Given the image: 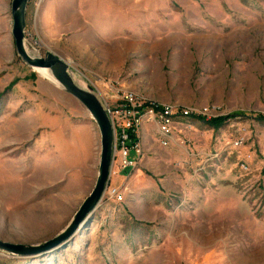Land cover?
Segmentation results:
<instances>
[{
	"label": "rangeland",
	"instance_id": "obj_1",
	"mask_svg": "<svg viewBox=\"0 0 264 264\" xmlns=\"http://www.w3.org/2000/svg\"><path fill=\"white\" fill-rule=\"evenodd\" d=\"M12 1L0 0V239L39 244L93 190L101 134L19 56ZM25 45L63 58L106 109L132 91L176 114L168 145L144 119L137 164L114 156L91 220L65 245L0 249V264H264V0H29Z\"/></svg>",
	"mask_w": 264,
	"mask_h": 264
},
{
	"label": "water",
	"instance_id": "obj_2",
	"mask_svg": "<svg viewBox=\"0 0 264 264\" xmlns=\"http://www.w3.org/2000/svg\"><path fill=\"white\" fill-rule=\"evenodd\" d=\"M29 0L12 1V35L19 56L32 68H47L59 85L76 97L90 112L101 134V155L98 176L91 193L75 212L68 226L53 238L39 244H23L0 239V249L18 256H34L65 245L77 230L91 220L109 185L114 159V132L109 113L89 84L80 85L63 58L48 50L44 56L31 54L25 45L26 9Z\"/></svg>",
	"mask_w": 264,
	"mask_h": 264
},
{
	"label": "built area",
	"instance_id": "obj_3",
	"mask_svg": "<svg viewBox=\"0 0 264 264\" xmlns=\"http://www.w3.org/2000/svg\"><path fill=\"white\" fill-rule=\"evenodd\" d=\"M116 99L119 103L117 107L115 109L108 107L107 109L114 132V156L119 155L122 168L127 169L137 164L138 154L140 153V142L137 140V132L144 119L157 125L162 139L161 143L168 145V140L172 133L171 124L174 122L176 113L169 105H145L143 99L132 91H123ZM193 114L198 113L185 109L180 112L182 116H191ZM199 114L205 118L210 116L207 112ZM132 153L133 155L131 156ZM112 194L116 195L115 190Z\"/></svg>",
	"mask_w": 264,
	"mask_h": 264
},
{
	"label": "bare ground",
	"instance_id": "obj_4",
	"mask_svg": "<svg viewBox=\"0 0 264 264\" xmlns=\"http://www.w3.org/2000/svg\"><path fill=\"white\" fill-rule=\"evenodd\" d=\"M39 75H41L42 77H44L45 79H47L48 81H50L51 83L60 86L59 83L57 82V80L53 77L52 73L50 72V70H48L47 68H40V67H35L33 68Z\"/></svg>",
	"mask_w": 264,
	"mask_h": 264
},
{
	"label": "trees",
	"instance_id": "obj_5",
	"mask_svg": "<svg viewBox=\"0 0 264 264\" xmlns=\"http://www.w3.org/2000/svg\"><path fill=\"white\" fill-rule=\"evenodd\" d=\"M200 117L203 118V119L205 118V117H203L202 115H199V118H200ZM201 118H200V119H201ZM222 119H223L222 117H217V118H214L213 120L208 121V122H211V124H212V123H214V122H219V121L222 120ZM206 122H207V121H206Z\"/></svg>",
	"mask_w": 264,
	"mask_h": 264
},
{
	"label": "crops",
	"instance_id": "obj_6",
	"mask_svg": "<svg viewBox=\"0 0 264 264\" xmlns=\"http://www.w3.org/2000/svg\"><path fill=\"white\" fill-rule=\"evenodd\" d=\"M149 124V123H148ZM157 126V125H156ZM143 132H144V137L145 136H148L149 134V129L146 127V124H145V127L143 128Z\"/></svg>",
	"mask_w": 264,
	"mask_h": 264
}]
</instances>
